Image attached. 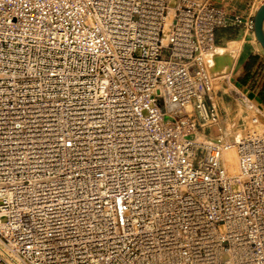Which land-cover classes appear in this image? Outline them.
<instances>
[{"label": "built area", "instance_id": "obj_1", "mask_svg": "<svg viewBox=\"0 0 264 264\" xmlns=\"http://www.w3.org/2000/svg\"><path fill=\"white\" fill-rule=\"evenodd\" d=\"M236 23L209 0H0V264H264V112L229 139L212 106Z\"/></svg>", "mask_w": 264, "mask_h": 264}, {"label": "rangeland", "instance_id": "obj_2", "mask_svg": "<svg viewBox=\"0 0 264 264\" xmlns=\"http://www.w3.org/2000/svg\"><path fill=\"white\" fill-rule=\"evenodd\" d=\"M209 4L227 17L238 19L239 22L221 30L219 34L221 61L230 62L234 58L232 68L225 77H220L222 74L215 72L212 64L209 66L210 73L214 78L212 106L222 124L228 120L227 127L236 134L256 111L264 112L262 107L255 102H251V106L246 107L239 90L233 83V77L240 61H243L251 53L250 51H253V47L257 49L253 51L254 53L262 51L256 42L254 32L247 29L245 25L253 20L257 10L264 4V0H209ZM210 132L213 137L219 135L216 126L212 127Z\"/></svg>", "mask_w": 264, "mask_h": 264}, {"label": "crops", "instance_id": "obj_3", "mask_svg": "<svg viewBox=\"0 0 264 264\" xmlns=\"http://www.w3.org/2000/svg\"><path fill=\"white\" fill-rule=\"evenodd\" d=\"M262 31L264 35V22ZM253 51L238 64L233 83L248 100L264 110V52Z\"/></svg>", "mask_w": 264, "mask_h": 264}, {"label": "bare ground", "instance_id": "obj_4", "mask_svg": "<svg viewBox=\"0 0 264 264\" xmlns=\"http://www.w3.org/2000/svg\"><path fill=\"white\" fill-rule=\"evenodd\" d=\"M221 53L222 52L218 50L214 54L210 64L214 66L215 72H217L218 74H222L220 77H225V75H227V72L232 68V65L234 63V60H233L234 58H232L230 62H226L225 60L221 61V58H220ZM227 125H228V120L223 122V126L225 129V135L227 138L232 139L234 137V131H232V129H229Z\"/></svg>", "mask_w": 264, "mask_h": 264}, {"label": "water", "instance_id": "obj_5", "mask_svg": "<svg viewBox=\"0 0 264 264\" xmlns=\"http://www.w3.org/2000/svg\"><path fill=\"white\" fill-rule=\"evenodd\" d=\"M263 22H264V4L257 10L256 15L253 18L254 36L256 42L264 52V35L262 31Z\"/></svg>", "mask_w": 264, "mask_h": 264}]
</instances>
